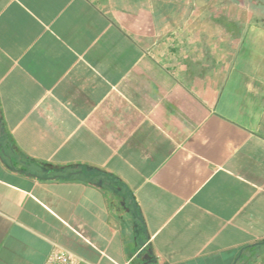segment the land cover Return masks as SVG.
<instances>
[{
    "label": "crops",
    "instance_id": "crops-1",
    "mask_svg": "<svg viewBox=\"0 0 264 264\" xmlns=\"http://www.w3.org/2000/svg\"><path fill=\"white\" fill-rule=\"evenodd\" d=\"M244 6L0 0V264L55 243L264 264V25Z\"/></svg>",
    "mask_w": 264,
    "mask_h": 264
},
{
    "label": "built area",
    "instance_id": "built-area-1",
    "mask_svg": "<svg viewBox=\"0 0 264 264\" xmlns=\"http://www.w3.org/2000/svg\"><path fill=\"white\" fill-rule=\"evenodd\" d=\"M43 264H95L77 255L66 247L55 243Z\"/></svg>",
    "mask_w": 264,
    "mask_h": 264
},
{
    "label": "rangeland",
    "instance_id": "rangeland-1",
    "mask_svg": "<svg viewBox=\"0 0 264 264\" xmlns=\"http://www.w3.org/2000/svg\"><path fill=\"white\" fill-rule=\"evenodd\" d=\"M244 4V14L256 16L257 21L264 25V0H244Z\"/></svg>",
    "mask_w": 264,
    "mask_h": 264
},
{
    "label": "trees",
    "instance_id": "trees-1",
    "mask_svg": "<svg viewBox=\"0 0 264 264\" xmlns=\"http://www.w3.org/2000/svg\"><path fill=\"white\" fill-rule=\"evenodd\" d=\"M218 23H220V25L225 29V31L233 35L235 31L240 32L243 28L242 24L239 21L230 18L229 16H225L224 14H222L221 19L218 20Z\"/></svg>",
    "mask_w": 264,
    "mask_h": 264
}]
</instances>
